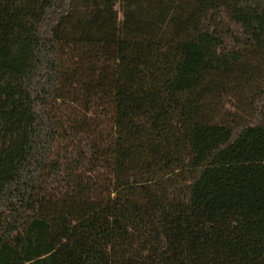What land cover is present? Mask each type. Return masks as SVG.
<instances>
[{"label": "trees", "instance_id": "1", "mask_svg": "<svg viewBox=\"0 0 264 264\" xmlns=\"http://www.w3.org/2000/svg\"><path fill=\"white\" fill-rule=\"evenodd\" d=\"M0 264H264V0H0Z\"/></svg>", "mask_w": 264, "mask_h": 264}, {"label": "rangeland", "instance_id": "2", "mask_svg": "<svg viewBox=\"0 0 264 264\" xmlns=\"http://www.w3.org/2000/svg\"><path fill=\"white\" fill-rule=\"evenodd\" d=\"M121 17H122V15H121Z\"/></svg>", "mask_w": 264, "mask_h": 264}]
</instances>
